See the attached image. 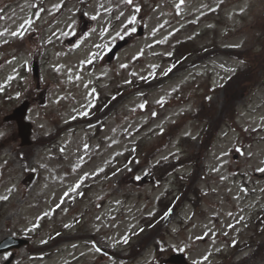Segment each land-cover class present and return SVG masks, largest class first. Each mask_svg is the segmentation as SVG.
I'll list each match as a JSON object with an SVG mask.
<instances>
[{
  "label": "rangeland",
  "instance_id": "rangeland-1",
  "mask_svg": "<svg viewBox=\"0 0 264 264\" xmlns=\"http://www.w3.org/2000/svg\"><path fill=\"white\" fill-rule=\"evenodd\" d=\"M28 89L21 146L3 116ZM211 124L200 159L151 179ZM260 169L264 0H0V240L29 239L11 264H264Z\"/></svg>",
  "mask_w": 264,
  "mask_h": 264
},
{
  "label": "water",
  "instance_id": "water-1",
  "mask_svg": "<svg viewBox=\"0 0 264 264\" xmlns=\"http://www.w3.org/2000/svg\"><path fill=\"white\" fill-rule=\"evenodd\" d=\"M118 46L113 48L112 53H111V57L113 55V53L117 50ZM27 107V103H23L20 107H18L13 114H10L9 116H7L5 119L9 120V119H16L17 123H18V129H19V134L21 136V140H22V144H29L30 140H29V132H30V127L31 125L27 122H24L22 120V117L25 113ZM27 243V240L22 239V238H15L12 236H8L3 238L0 241V253L6 250H9L11 248H18L24 244ZM14 254H11L10 257L3 263V264H9L10 261L12 260ZM169 261L174 262V263H183V259L182 256H178V255H172L169 258Z\"/></svg>",
  "mask_w": 264,
  "mask_h": 264
},
{
  "label": "snow or ice",
  "instance_id": "snow-or-ice-1",
  "mask_svg": "<svg viewBox=\"0 0 264 264\" xmlns=\"http://www.w3.org/2000/svg\"><path fill=\"white\" fill-rule=\"evenodd\" d=\"M126 2H128V3H131V0H126ZM183 2V0H181V3ZM138 10V9H137ZM26 23H27V21H26ZM17 33H13V35H16ZM22 34V33H21ZM122 67H123V65H122ZM260 171H264V169H260ZM6 199H8V197L7 196H0V200H6ZM125 242H127L126 240H125Z\"/></svg>",
  "mask_w": 264,
  "mask_h": 264
},
{
  "label": "trees",
  "instance_id": "trees-1",
  "mask_svg": "<svg viewBox=\"0 0 264 264\" xmlns=\"http://www.w3.org/2000/svg\"><path fill=\"white\" fill-rule=\"evenodd\" d=\"M166 168L164 166H160V168H158V172L160 174V176H163L165 174Z\"/></svg>",
  "mask_w": 264,
  "mask_h": 264
},
{
  "label": "bare ground",
  "instance_id": "bare-ground-1",
  "mask_svg": "<svg viewBox=\"0 0 264 264\" xmlns=\"http://www.w3.org/2000/svg\"><path fill=\"white\" fill-rule=\"evenodd\" d=\"M164 24H168V23H164Z\"/></svg>",
  "mask_w": 264,
  "mask_h": 264
}]
</instances>
